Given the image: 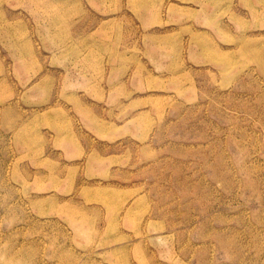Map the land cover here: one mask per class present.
Segmentation results:
<instances>
[{"label": "rangeland", "instance_id": "1", "mask_svg": "<svg viewBox=\"0 0 264 264\" xmlns=\"http://www.w3.org/2000/svg\"><path fill=\"white\" fill-rule=\"evenodd\" d=\"M0 264H264V0H0Z\"/></svg>", "mask_w": 264, "mask_h": 264}]
</instances>
